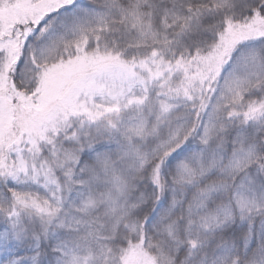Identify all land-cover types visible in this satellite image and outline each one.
I'll list each match as a JSON object with an SVG mask.
<instances>
[{
    "label": "snow or ice",
    "instance_id": "obj_1",
    "mask_svg": "<svg viewBox=\"0 0 264 264\" xmlns=\"http://www.w3.org/2000/svg\"><path fill=\"white\" fill-rule=\"evenodd\" d=\"M0 264H264V0H0Z\"/></svg>",
    "mask_w": 264,
    "mask_h": 264
}]
</instances>
